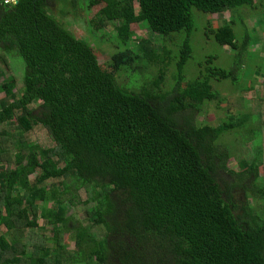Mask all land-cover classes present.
<instances>
[{"label":"trees","instance_id":"obj_1","mask_svg":"<svg viewBox=\"0 0 264 264\" xmlns=\"http://www.w3.org/2000/svg\"><path fill=\"white\" fill-rule=\"evenodd\" d=\"M96 1L0 0V51L15 66L0 85V264H264V213L250 203L264 197L254 194L263 149L236 172L219 144L249 125L254 141L259 136L255 149L263 124L253 125L254 116L252 124L249 116L196 122L207 103L221 100L214 82L237 87L254 73L242 11L256 10L257 0H103L99 28L118 22L123 46L113 72L62 22ZM227 11L235 21L216 29L208 22L205 34L231 48L235 66H216L212 56L185 82L197 14ZM140 23L164 42L180 36L176 56L165 43L158 54L149 40L134 42L132 26ZM172 62L174 83L165 91ZM140 63L160 65L158 76L140 82ZM121 72L132 75L136 91L119 83ZM37 127L54 147L24 139ZM69 205L84 207L85 220L68 215Z\"/></svg>","mask_w":264,"mask_h":264},{"label":"rangeland","instance_id":"obj_2","mask_svg":"<svg viewBox=\"0 0 264 264\" xmlns=\"http://www.w3.org/2000/svg\"><path fill=\"white\" fill-rule=\"evenodd\" d=\"M256 10L244 9L242 11L244 23L249 29L252 39V44L249 46V50L255 55V59L251 61L253 65L254 73L251 77L242 80L237 87H235L231 81H224L222 83L214 82V90L220 93L221 100L219 102L214 101L207 103L202 112L197 116L196 122L199 124H208L211 126H219L224 123H237L239 119L249 116V123L252 124V117H256V122L253 125H262L261 131V143L254 149V134L251 131V127L248 125L247 129L235 128L230 130L223 138H221L219 144L228 148L231 153V159L229 160L228 167L236 172L242 171V161L251 162L258 148L263 149L262 158L258 161L259 170L257 172V180H253L252 183L256 184V192L254 193L257 198H260V191H264V0L258 2ZM104 6L103 0H97L90 3L88 8L78 14V16H69L62 18V22L66 27L75 34L79 39L88 41L93 47L95 54L98 57V61L102 69L108 72H113L112 56L113 54L123 48L120 42L116 38V27L118 22H110L103 29L99 28V11ZM137 9V4H136ZM200 13V12H196ZM235 15L232 11H227L219 14H197V21L192 33L191 42L194 49L193 58L188 62L187 72L184 76V81L196 76L200 70L199 65L202 61L205 62L206 58L215 57L214 64L216 66L231 69L235 65L233 57L231 55V48L229 46H219L212 37L207 36L206 27L208 22L211 23V27L216 29L223 25L226 21H233ZM235 21V20H234ZM132 30L135 33L133 37L134 42H138L141 39L149 40L155 47L158 54H162V44L165 43L167 48L173 52V56H176L178 51V45L182 42L180 36H173L171 39L164 40L160 38L158 34L151 32L145 25L136 24L132 26ZM237 31L241 33L240 28ZM239 33V34H240ZM244 34V32H243ZM184 38V34L181 35ZM2 60H0V85L3 81L8 79L15 73V66L13 61L4 55V52L0 51ZM175 61V60H174ZM21 64V63H20ZM174 62L170 64L166 70L164 89L170 91L171 86L174 83L173 74L175 72ZM263 64V67H261ZM140 65L144 68H136V70L142 74L144 81L140 82L149 83L151 80L158 76L160 65L146 66L143 63ZM261 67V68H260ZM260 69V73L258 72ZM118 74V75H117ZM117 79L123 86H128L130 89L135 90L133 85H137V82H132V75L126 72L117 73ZM20 70L17 71L16 77H20ZM239 76L244 78V74L239 70ZM239 78V77H238ZM240 79V78H239ZM131 84V86H129ZM144 84V85H145ZM185 84V83H184ZM21 87H17L14 91L16 97L19 98L22 94ZM5 98V93L0 92V100ZM8 131L12 134H18L19 130L15 126L9 127ZM24 139L29 142H34L46 148L54 147V142L42 127L35 128L32 132L26 134ZM15 147H12V151ZM15 153V151H13ZM262 160V161H261ZM1 165L7 166L6 163ZM1 172V171H0ZM35 175L30 179L33 181ZM258 190V191H257ZM86 198L83 196L82 198ZM250 203L259 211L264 213V197L261 200L255 201L250 199ZM53 207L52 204H49ZM68 215L74 216L80 221H84L86 218V212L84 207L67 206ZM38 224L40 227H46L51 231V226H47L45 220L39 219ZM4 230L0 231V234L4 233ZM49 236H53L52 233ZM65 245L68 251L75 250V242L72 234H66L64 236ZM52 246V243L50 244Z\"/></svg>","mask_w":264,"mask_h":264},{"label":"clouds","instance_id":"obj_3","mask_svg":"<svg viewBox=\"0 0 264 264\" xmlns=\"http://www.w3.org/2000/svg\"><path fill=\"white\" fill-rule=\"evenodd\" d=\"M6 1H10V2L13 1V2H14V1H16V0H6Z\"/></svg>","mask_w":264,"mask_h":264}]
</instances>
